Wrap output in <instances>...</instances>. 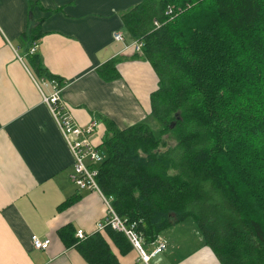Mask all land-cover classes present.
<instances>
[{
    "label": "trees",
    "instance_id": "obj_1",
    "mask_svg": "<svg viewBox=\"0 0 264 264\" xmlns=\"http://www.w3.org/2000/svg\"><path fill=\"white\" fill-rule=\"evenodd\" d=\"M121 22L124 40L141 44L131 59L146 61L158 85L147 120L119 129L101 118V191L147 242L192 219L220 264H264V0H141ZM30 61L62 87L37 55ZM121 61L99 77L120 78ZM76 231L57 236L88 264H120L100 232L80 242ZM103 232L121 254L131 248Z\"/></svg>",
    "mask_w": 264,
    "mask_h": 264
},
{
    "label": "crops",
    "instance_id": "obj_2",
    "mask_svg": "<svg viewBox=\"0 0 264 264\" xmlns=\"http://www.w3.org/2000/svg\"><path fill=\"white\" fill-rule=\"evenodd\" d=\"M140 2L0 0V264H88L77 247L62 244L57 231L71 224L90 237L99 233L104 203L72 181L73 155L44 101L53 94V84L38 79L30 58L37 55L63 81L60 104L75 125L97 124L89 138L100 147L101 118L125 129L151 112L155 73L146 61L131 59L132 42L114 40L115 33L123 34L122 15ZM117 58L122 59L120 78L103 81L97 69ZM100 233L120 264H145L134 249L121 254ZM33 236L50 239L48 249H35ZM157 237L166 249L148 264H220L189 219ZM154 242L144 240L146 252Z\"/></svg>",
    "mask_w": 264,
    "mask_h": 264
},
{
    "label": "built area",
    "instance_id": "obj_3",
    "mask_svg": "<svg viewBox=\"0 0 264 264\" xmlns=\"http://www.w3.org/2000/svg\"><path fill=\"white\" fill-rule=\"evenodd\" d=\"M114 40L123 42V34L119 32L115 33ZM133 47L136 52H139L141 44L134 42ZM35 50L36 47H33L30 50V54H34ZM53 90V94L50 97H44V101L54 119L57 121L63 139L73 155L72 181L81 190H89L99 194L104 203L105 213L102 220L97 225V232L110 229L116 233L122 234L129 242L131 248L138 253L140 261L148 264L151 258L160 255L166 249L165 240L162 237H156L154 248L151 252H146L143 247L144 238L142 234L138 232V223L120 217L113 209L112 198L103 194L96 179L98 175L96 166L103 161L104 156L100 148L91 142L89 135L97 128V124L92 123L87 128L75 125L68 108L60 104V89L55 83H53ZM88 237L90 236L80 229L75 233V238L80 242ZM32 244L37 250H47L51 244V240H40L36 236H33Z\"/></svg>",
    "mask_w": 264,
    "mask_h": 264
},
{
    "label": "rangeland",
    "instance_id": "obj_4",
    "mask_svg": "<svg viewBox=\"0 0 264 264\" xmlns=\"http://www.w3.org/2000/svg\"><path fill=\"white\" fill-rule=\"evenodd\" d=\"M165 139H166V138H165ZM167 143H168L169 145H173V144H174V142L171 141V140H167ZM189 220L192 221L193 224H195L194 221H193L192 219H189ZM32 245H33V244H32Z\"/></svg>",
    "mask_w": 264,
    "mask_h": 264
}]
</instances>
